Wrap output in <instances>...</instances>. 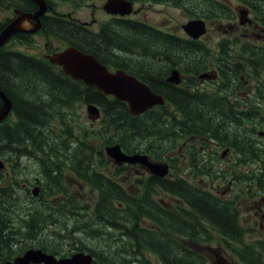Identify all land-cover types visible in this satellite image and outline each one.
Returning <instances> with one entry per match:
<instances>
[{"label": "trees", "instance_id": "1", "mask_svg": "<svg viewBox=\"0 0 264 264\" xmlns=\"http://www.w3.org/2000/svg\"><path fill=\"white\" fill-rule=\"evenodd\" d=\"M153 1L181 8L184 6L183 0ZM239 1L252 3L249 0ZM14 5L24 8L16 2ZM211 5L212 9L208 10L216 12L218 18L229 19L233 15L230 7L223 2L211 0ZM185 10L190 18H211L204 11L187 7ZM117 29L120 30L118 38L114 34ZM46 32L94 56L108 68L120 69L137 77L153 92L162 95L166 104L134 117L129 114L126 104L71 80L58 67L37 60L34 66H28L31 57L1 49L0 90L12 97L16 121L13 126H0V156L9 165L7 174L0 175V264L22 254L26 246L60 257L85 251L95 257V264H130L131 259L123 258L125 255L129 253L132 257H141L139 251L146 250L155 254L163 264H205L206 254L200 247L192 248V243L195 237L200 243L207 241L208 227L213 226L221 235L238 241L244 232L238 222H231L234 219L232 214L226 216L230 222H219V216L211 215L212 205L216 211L225 205L214 203L208 194L197 190L182 177L172 180L149 177L142 185V196L132 198L128 193L130 186L125 188L115 178L117 173L122 175L130 168L115 167L111 175L108 174L105 170L111 164L103 149L118 144L126 154L142 153L156 161L161 158L173 161L170 154L176 144L199 139L200 144H192L195 150L189 154V164L203 175L202 178L207 175V179L213 176V170L212 166L203 170L210 161L208 149L204 146L206 141L236 151L244 158L240 159L241 163L264 161V146L255 145L252 140L261 125L257 118L264 106V79L259 78L260 74L264 75V49L245 44L241 51L234 53L237 58L239 53L243 62H232L229 50L223 44L219 50H213L199 41L179 40L143 24L121 20L102 24L97 33L68 23L50 25ZM125 36L127 38L123 42L128 47H124L122 41H116ZM131 36H135L132 41ZM17 41L19 38L15 36L14 42ZM145 41L157 49L147 53ZM160 47L164 49L159 50ZM125 55L137 59L150 55L153 63H162L166 70L160 72L147 61L144 64L126 62ZM210 67L215 68L218 77L223 80L216 93L193 89L195 83L189 81L187 75L195 80ZM173 68L186 75L181 86L166 81L169 70ZM29 76L45 89L37 100L29 90ZM241 78L243 81L253 80L252 91L242 86ZM44 96L47 97L46 103L40 100ZM50 102L55 113L49 110ZM75 103L97 106L101 112L98 125L69 126L68 121L75 120L74 113H58L68 110ZM170 107L174 112L169 111ZM48 112L59 115L61 124L58 130L47 128L44 132L45 128L41 127V123L43 126L50 122ZM34 124H38L40 131L34 129ZM165 140L169 141V148L161 147ZM60 151L77 159L68 164L61 160ZM158 151L163 154L159 155ZM30 153L42 163V177L46 183L42 184L41 194L51 197L42 201L38 208H31V204L26 202V199L32 202V198L23 188L18 168V160ZM170 165L175 171V161ZM66 173L79 180L77 188L83 184L94 191L93 206L67 194L69 191L64 187L63 179ZM137 183L140 184L139 181ZM160 192L182 200L188 210L179 216L175 209L163 207L162 201L151 198ZM22 202H26L28 207L23 208ZM144 219L150 221V228L141 222ZM43 233H48L57 245L43 241ZM24 236L36 239L27 238L28 244L15 240ZM79 236L95 240L99 247L96 250L88 248L78 239ZM19 243L21 248L17 247ZM60 243L64 246L58 249ZM127 248L131 249L128 253Z\"/></svg>", "mask_w": 264, "mask_h": 264}, {"label": "rangeland", "instance_id": "2", "mask_svg": "<svg viewBox=\"0 0 264 264\" xmlns=\"http://www.w3.org/2000/svg\"><path fill=\"white\" fill-rule=\"evenodd\" d=\"M181 1V0H178ZM220 2H226L228 4V6L230 7L231 10L235 9V7H241L243 5H240L241 3L238 2L237 0H219ZM105 2V0H59L56 1V3L53 5L56 8V11L61 14V15H67L70 14L73 19L83 23V22H91V26L90 29L92 28L93 31H96L97 29V24L100 23V21H105L108 18H110V16H108L107 14H105L102 9L101 6L102 4ZM183 8L177 7L175 5H170L167 3H162L160 1H158L156 4L153 3H149V2H138L136 3V6L134 7V9H138L140 12L139 14H136L135 16H129L131 19L133 20H138V21H142V22H146L148 24H150L151 26H156L158 27L160 30L166 31V32H170L173 33L175 35H179L182 37H185L184 33L181 30V26L184 25L189 19L186 16L185 12H187V10H185V8H190V9H194L197 11H204L206 13H208V16L212 17V19L209 22H206L207 25V31L206 34L204 35V37H202V41L204 43L207 44V46L210 49H213L216 47V45L218 46V48H220V44L218 43L223 37L227 38V36H223L224 32L223 30H225L227 28V25L232 24H236L237 23V18L235 20L234 16L230 15L231 17L229 19H223V18H218L217 17V13L216 12H210L208 9H212V5H211V0H183ZM254 9H251V14L252 16L255 18L256 16L260 17V23L261 25H263V21H264V0H251ZM53 7V8H54ZM248 8L247 6H243ZM248 8V9H249ZM91 12L93 13V16H91ZM8 13H4L1 15L0 19H2L3 16L8 17ZM97 23V24H96ZM260 29V28H259ZM263 29V28H262ZM120 30H115V36L116 38H118ZM244 34L247 36L245 37ZM261 35V38L264 39V34L261 33V29L255 31V27H250V29H244L242 30V32H240L239 35L236 36H232L233 40H236L234 43H232L231 45H228V42H225L224 44V48L228 49L229 52V57L230 60L232 62H243L242 59H240L241 56H239L238 53V58L235 57L234 53L238 50L241 51L244 48L245 44H257V43H261L262 45L264 44V40L258 38L257 36ZM127 38L122 37L120 40H116L117 43H122L125 44L124 47H128L126 46V43L123 42V39ZM135 36H131V41L134 40ZM239 38V39H238ZM137 39H141V37H137ZM44 42H46V40H44ZM16 43V42H15ZM50 44L52 45V49L50 51H53L55 48H62L65 47V43H63L60 40L57 39H53L50 38ZM147 46V53L152 50H156L157 48L154 47L152 48L150 46V44H147V42L145 41L144 43ZM42 46V44H41ZM42 47H40L39 49H41ZM223 48V46H222ZM10 49L14 50V51H20L18 45H14L11 46ZM38 49V50H39ZM164 48L160 47L159 50H162ZM37 50V51H38ZM214 50V49H213ZM112 54H115L114 50H111ZM45 54V51L43 50V48L41 49V51H39L38 53H36L35 56H37V60L43 62V58L42 55ZM127 56L126 58V62H131L134 64H144L146 61L149 64H153V66L159 70L160 72L162 71V69L165 71L166 70V66L163 65L162 63L158 64V63H153V61L151 60V56L147 55V56H143L142 58H132L129 55H125ZM211 70L214 71L212 67H210L209 69L205 70L204 72ZM186 76V75H185ZM187 78L190 79L189 81L194 82L195 83V87L193 89L200 91V92H208V93H216V88L219 86L220 87V81L222 80L221 78L217 77L214 80V84H209V83H204V84H200L199 81L194 78H192L191 75H187ZM243 78V77H242ZM259 78H263L264 79V75L260 74ZM223 81V80H222ZM253 81V80H252ZM28 82L31 85H36V87H32L31 85H29V90L34 93V98L37 100V97L40 96L42 93H45V89L43 86H41L36 79H32V76L28 77ZM230 87V86H228ZM248 89V88H247ZM41 102L46 103L44 101H47V97H42ZM51 109V102L49 104ZM70 109V110H69ZM68 110H63V111H59L58 114L60 113H66L69 114L71 112L74 113L75 116V120H73L72 122L68 121V125L69 126H74L77 127L78 125H82V126H90V127H94L97 126V122L95 120H90L87 117L86 114V105L85 104H81V103H75L71 108H69ZM263 109V107H262ZM69 111V112H68ZM169 111L174 112V110L171 109V107L169 108ZM51 113H55L54 109L50 110ZM48 112L50 115L51 113ZM262 113V115H260ZM261 113L259 114V118H257L258 124H261L257 129L256 132H264V111L262 110ZM50 117V116H49ZM49 124L43 125L41 123V127L44 129V132L46 131V129H53V130H58L59 126L61 124V120L59 115L57 114H53L51 115L50 119H49ZM5 125H9V126H13L14 124L12 123V121L10 123H7ZM38 125V124H37ZM34 124L35 126V130L40 131L39 126H37ZM252 140L254 142L255 145H261L264 142V138H260L257 136V134H254L252 136ZM54 142L58 143L57 140H54ZM201 143V140L199 139H188L185 140V142L183 144H176L175 149L172 151V153L170 154V158L173 159V161L170 160H163L165 158H161L160 160L162 161H166L169 164L175 161V168H176V174H178L180 172V175H182L185 179H188L187 176L185 174L182 173H186V169L190 166L189 161L186 160L188 157V153H191L192 151L195 150V148L192 147H187L185 148L184 145H198ZM163 145L161 146L162 148H169L170 147V143L168 140H165L164 143H162ZM205 147H207L209 149V151L211 152L212 157L217 156L219 153H221L224 148L221 147L219 144H215V143H211L206 141L204 144ZM159 155H162L163 153L161 151H158ZM61 160L62 161H66L68 164H72L75 159H77V157H73L68 155L67 153H64L62 151H60V155ZM238 159L237 155L235 152H230L228 155H226V158L224 160H221V157H218V163L215 166L216 170H214V177L213 180L214 184H213V188L210 187V181L207 182V180L205 178L202 179L203 175H201L200 172H198L197 174L194 175L193 179L190 182H192L193 184H195L196 186H198L199 188L208 190L213 192L214 190L218 189L219 192H224L225 194L227 192H230L229 189H227L228 184L235 178H240V180L245 179V181L243 183H239L238 181H235L236 183V187L238 189H241L243 191L244 194H246V192H251L253 191L252 189L254 187H264V179L260 176H258L255 172H258L257 170L262 167L264 169V165L261 163H253L252 165L249 166H242L241 169L239 170L238 168H236L234 166L236 160ZM17 160V159H15ZM0 161L3 162L5 168L4 170L0 171V175H5L8 170H9V165L8 162L5 161V158L3 156H0ZM229 161V162H228ZM111 164V163H110ZM45 165V164H43ZM42 163L40 161V159H38L35 155L33 154H29L28 156H22L19 160H18V168H20L21 171V183L23 184V188L26 191V193L29 194L30 196V191L34 186H39L42 188V184L46 183L44 178L42 177ZM208 166L206 165V167L203 170H208ZM229 167V169L227 170L226 168ZM115 168V166L113 164L108 165V168L105 170L108 174L111 175V171ZM251 169L250 173H246L245 171ZM192 171V170H191ZM189 171V172H191ZM235 171L236 175H233V172ZM116 172H118L116 170ZM187 172V173H189ZM176 174L171 175L172 178L174 177ZM146 177H148L145 173L142 172V170L139 167H135L131 169H129L127 172H125L122 175L115 177L116 180L120 183L123 184V186L125 188H127L128 186H130V191H128V193H132L135 196H138L139 191L137 188L139 184L137 183L138 180H145ZM67 178H70L69 181L67 180ZM114 178V179H115ZM64 187L67 188V190L69 191L70 196L74 197V199L78 200V201H82L85 204H87L88 206H93L94 202H95V194L94 191L90 190L89 188H87L86 185H81L80 188H77V185L80 183L79 180L76 177H71L68 173H66L64 175ZM197 179V180H195ZM45 189V188H43ZM250 189V190H249ZM247 195V194H246ZM51 198V197H50ZM50 198H48L44 193L42 194L41 198L39 200H32V202L30 200L26 199V202H28L29 204H31V208L34 207H39L40 203L42 201H47ZM153 200H157L159 198V193L156 196L151 197ZM160 199L162 200V203L164 205H167L173 209H178V208H182L185 209V207L182 204H179V202L172 200L170 198H168L165 195H160ZM26 202H22V206L23 208L28 207V204ZM246 208H248V206L246 205ZM239 209L244 210L245 208L243 207V204L241 202V205L239 207ZM229 213H226V216H228ZM66 222H70L69 219H65ZM141 222H143V224L147 225L148 221L145 220H141ZM240 225L245 229L246 231V235H245V240H251L254 239V242H260L259 240L256 239H263L264 238V226H258L257 224H255L254 222H250L248 224H245V222H240ZM208 231L210 232L211 236L213 237L216 233H211V228H208ZM48 233H43V235L41 236L43 241H49L50 244L52 245H57V242L54 239H51L50 237H48ZM117 235V233H116ZM27 238H31V240L35 241L36 237L33 239L32 237H28V236H24L22 238H15L16 241L18 242H24L25 244L29 243V240H27ZM78 239L81 240V242H84L85 245L93 250H96L99 245L98 242H96L95 240H91L87 237H82L79 236ZM40 240V241H42ZM37 241V242H40ZM199 246L201 247H206L209 249V247H215L217 246V239L214 242H211V240L209 239L208 241H203V242H199L198 243ZM64 246L63 243H60V246L58 245V249L62 248ZM264 246V244H263ZM264 249V247H263ZM262 249V250H263ZM259 251H262L260 249H257ZM131 251V249L128 250L127 248V253ZM116 252V249L114 251V253ZM264 253V252H263ZM120 258V256L118 257ZM123 258H130V264H162L161 261L159 260L158 257H156L155 255L151 254V253H145L143 256L141 257H132L129 253L127 255H125ZM242 258H250V256L248 255L247 252H244L242 254ZM210 264V263H207Z\"/></svg>", "mask_w": 264, "mask_h": 264}, {"label": "water", "instance_id": "3", "mask_svg": "<svg viewBox=\"0 0 264 264\" xmlns=\"http://www.w3.org/2000/svg\"><path fill=\"white\" fill-rule=\"evenodd\" d=\"M35 3L38 10L34 14L16 12L18 17L10 22L0 33V48L3 47L15 34L34 33L40 28L39 18L46 12L47 6L43 0H30ZM107 13H119L125 15L130 13L131 4L122 0H109L103 7ZM240 19L247 15L246 11H240ZM32 20L31 28H25L27 21ZM243 23V22H242ZM183 30L193 39L199 38L205 33V24L201 20L189 21L183 26ZM51 64L61 67L65 76L75 81H81L85 86L94 87L105 96H111L115 100L125 103L129 113L133 116H139L149 109L160 106L164 103L162 96L155 94L151 89L123 70L114 72L101 64L95 57L83 53L74 47H68L61 52L46 56ZM173 84L180 83L178 71H172L167 79ZM0 123L3 122L11 111L10 100L0 91ZM86 112L91 120L100 117L99 109L88 104ZM105 154L111 161L120 166L123 164L136 165L144 167L151 175L163 178L168 172V166L165 163H151L146 155L125 154L119 145L107 146ZM3 169V163L0 161V170ZM39 187L32 190L33 196H37ZM7 264H93L90 254L78 252L69 258L56 260L53 255H48L39 249H29L22 256L16 258L13 262Z\"/></svg>", "mask_w": 264, "mask_h": 264}, {"label": "flooded vegetation", "instance_id": "4", "mask_svg": "<svg viewBox=\"0 0 264 264\" xmlns=\"http://www.w3.org/2000/svg\"><path fill=\"white\" fill-rule=\"evenodd\" d=\"M14 2L21 4L24 8H19L15 6ZM49 2L50 4L46 2L47 5L49 6V9L46 11V13L43 16L39 18L40 29L36 31L35 33H19L18 35H16L18 36L19 41H17L15 45H18L19 50H20L16 53L23 57L32 58L28 66H34V62L38 58L35 55L36 53L41 51L42 48L45 52L46 51L49 52L52 49V45H49V42L47 41L50 40V38H53V39L55 38L51 37L46 32V30L50 27V25L68 23V24H74L76 26L82 27L84 30H88L91 26V22L81 23L73 19V17L70 14H67V15L59 14L56 11V8L52 7V5L55 4L53 0H49ZM37 10H38L37 5L29 0H8V2H5V3L0 2V17L2 14L9 12L8 17L3 16L2 19H0V29L2 25H7L11 20H13L16 17L14 15V11L15 12L21 11L26 14H34ZM90 15L93 16V13L91 12ZM135 15L136 13L133 15H130V17L135 16ZM130 17H120L118 15H111L110 18H108L106 21L107 22L111 20L125 21V20H129ZM31 23H33L32 20L27 21L25 28L30 29ZM251 26L258 28V24H254ZM237 29L239 28L233 27L231 30L229 31L225 30L223 32L225 34H230V36H233L234 32L236 33L238 32ZM260 29H261V33L264 34V29L262 28ZM168 34L176 38L178 37V35H175L173 33H168ZM244 36L246 37L245 34ZM257 37L264 40L263 38H261V35H258ZM12 40L13 38L5 45L4 52H7L6 49H10L11 46H14ZM44 40H46V42H44ZM40 47L42 48L39 49ZM44 55L45 54H43L42 56ZM204 83H209L213 85L214 79L209 80V81H200V84H204ZM11 102H12L13 110L9 118H13V115H14L13 112H14L15 103L12 100ZM0 106H1V101H0ZM10 122L11 120L9 121V123ZM212 155L208 149V158L210 160L215 159V158L217 159L219 157V154L214 157H212ZM225 158H226V155L223 158H221V160H224ZM216 165L217 164H215V166ZM130 169L132 170V168ZM226 169L228 170L229 167H227ZM142 172L145 173L143 170ZM233 175H236L235 171L233 172ZM211 179H213V176L209 178L210 187L213 188L214 181ZM235 181H238L239 183H243L245 179H242V180H240V178L233 179L228 184V187H227V189H229L230 192H227L226 194L224 192H219L218 189L214 190L213 192L207 190L209 197L212 198L214 203L218 202L220 204L225 205L224 207H221L219 211H216L215 206L211 204L213 207L211 211V215L213 217H215V215L216 217L219 216L220 217V219L218 218L219 222H230L228 219H226V213L228 212L229 214H232L234 216V219L231 222H245V224L254 222L258 226H264V187H259V188L255 187L252 189L253 191H251L248 194L246 193L247 194L246 195L243 193L241 189H238L236 187ZM139 186L135 187L138 189V191L140 190ZM131 197L136 199V196L133 195L132 193H131ZM177 202H179V204H182L183 206L185 205L182 200H177ZM241 202L243 204V207L245 208L244 210L239 209ZM246 205L248 206V208H246ZM225 208H229V209L224 211ZM211 233H216V234L213 237L210 234L208 238L211 240V242H214L217 239V246L209 247L208 263L210 264H264V253H263L264 252V249H263L264 238L256 239V240H259L260 242L253 243L254 239L246 241L245 235H243V236H240V239L238 241H233L232 240L233 237L221 235L219 232L216 231L215 227L213 226H211ZM195 239H197V237H195ZM192 247L196 248L197 244L192 243ZM257 249H260V250L263 249V250L259 251ZM244 252H247L250 258H242V254Z\"/></svg>", "mask_w": 264, "mask_h": 264}, {"label": "bare ground", "instance_id": "5", "mask_svg": "<svg viewBox=\"0 0 264 264\" xmlns=\"http://www.w3.org/2000/svg\"><path fill=\"white\" fill-rule=\"evenodd\" d=\"M16 12H21V11H16ZM16 12L14 11V13H16ZM245 22L246 23H249L250 22V19L246 17Z\"/></svg>", "mask_w": 264, "mask_h": 264}]
</instances>
